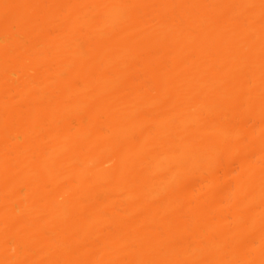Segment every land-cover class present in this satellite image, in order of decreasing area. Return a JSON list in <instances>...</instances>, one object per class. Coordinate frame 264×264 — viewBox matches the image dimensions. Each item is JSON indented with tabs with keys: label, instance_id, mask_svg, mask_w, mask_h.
<instances>
[{
	"label": "bare ground",
	"instance_id": "bare-ground-1",
	"mask_svg": "<svg viewBox=\"0 0 264 264\" xmlns=\"http://www.w3.org/2000/svg\"><path fill=\"white\" fill-rule=\"evenodd\" d=\"M0 264H264V0H0Z\"/></svg>",
	"mask_w": 264,
	"mask_h": 264
}]
</instances>
